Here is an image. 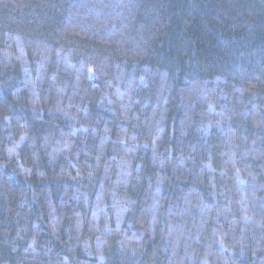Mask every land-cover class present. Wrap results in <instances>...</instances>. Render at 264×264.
Instances as JSON below:
<instances>
[{
  "label": "trees",
  "instance_id": "1",
  "mask_svg": "<svg viewBox=\"0 0 264 264\" xmlns=\"http://www.w3.org/2000/svg\"><path fill=\"white\" fill-rule=\"evenodd\" d=\"M0 264H264V0H0Z\"/></svg>",
  "mask_w": 264,
  "mask_h": 264
}]
</instances>
